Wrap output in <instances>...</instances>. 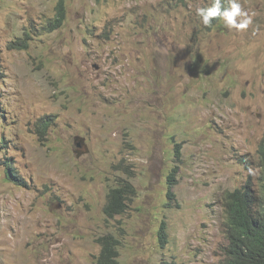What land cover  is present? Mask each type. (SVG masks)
I'll list each match as a JSON object with an SVG mask.
<instances>
[{"label":"rangeland","instance_id":"rangeland-1","mask_svg":"<svg viewBox=\"0 0 264 264\" xmlns=\"http://www.w3.org/2000/svg\"><path fill=\"white\" fill-rule=\"evenodd\" d=\"M63 1L52 31L59 0H0V264H97L109 234L118 264H225V195L264 196V0L243 29L203 24L209 0Z\"/></svg>","mask_w":264,"mask_h":264},{"label":"trees","instance_id":"trees-1","mask_svg":"<svg viewBox=\"0 0 264 264\" xmlns=\"http://www.w3.org/2000/svg\"><path fill=\"white\" fill-rule=\"evenodd\" d=\"M212 6V4H211ZM210 6V7H211ZM66 17V8L63 0H59L58 12L54 21L50 24L53 29L62 27ZM17 43V49H20ZM23 49L27 44L23 42ZM1 113H5L4 110ZM47 126V124H46ZM180 145L177 146V155L180 154ZM262 167L264 170V141L261 143ZM12 161L7 160L8 180L20 183L13 174ZM178 167H175L168 177L167 196L170 201L175 200L176 177ZM264 179V171H263ZM264 185V184H263ZM135 188L132 184L123 182L112 188L104 207V215L114 218L126 212L127 202L135 196ZM226 212L225 236L228 241L227 260L225 264H264V196L263 199L254 197V192L245 187L229 191L224 198ZM161 246L168 243L167 224L164 222L158 235ZM100 256L97 264H118L120 256V241L112 234L102 236Z\"/></svg>","mask_w":264,"mask_h":264},{"label":"clouds","instance_id":"clouds-1","mask_svg":"<svg viewBox=\"0 0 264 264\" xmlns=\"http://www.w3.org/2000/svg\"><path fill=\"white\" fill-rule=\"evenodd\" d=\"M241 4H243V2L240 0H209V2L203 8H198L196 11L203 24H205L209 28H218L219 26L222 27L224 22L225 26H227L228 28L243 29L246 28L251 22V18L248 16V13L241 7ZM59 28L53 29L52 31H55ZM19 43L20 45L18 46H20V49H17V43H15V49L23 50V42ZM79 144L83 145L80 142ZM76 151L81 152L77 149L74 150V154L76 155ZM263 171L264 170L262 167V177Z\"/></svg>","mask_w":264,"mask_h":264},{"label":"water","instance_id":"water-1","mask_svg":"<svg viewBox=\"0 0 264 264\" xmlns=\"http://www.w3.org/2000/svg\"><path fill=\"white\" fill-rule=\"evenodd\" d=\"M79 142L82 143L85 148H87V146L85 145V139L84 138L76 137L75 138V144L77 147L81 146V144H79ZM76 153H77V157H80L82 154V152H78V151H76Z\"/></svg>","mask_w":264,"mask_h":264},{"label":"bare ground","instance_id":"bare-ground-1","mask_svg":"<svg viewBox=\"0 0 264 264\" xmlns=\"http://www.w3.org/2000/svg\"><path fill=\"white\" fill-rule=\"evenodd\" d=\"M203 3V2H202ZM226 225V224H225Z\"/></svg>","mask_w":264,"mask_h":264}]
</instances>
